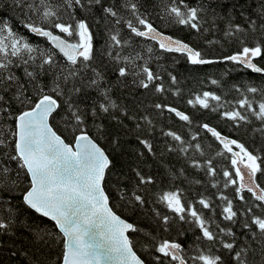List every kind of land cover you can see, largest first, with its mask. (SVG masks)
Returning a JSON list of instances; mask_svg holds the SVG:
<instances>
[{
  "label": "snow or ice",
  "instance_id": "6c2138e0",
  "mask_svg": "<svg viewBox=\"0 0 264 264\" xmlns=\"http://www.w3.org/2000/svg\"><path fill=\"white\" fill-rule=\"evenodd\" d=\"M254 2L0 0V253L9 254L8 264H264V86L234 85L238 95L231 100L209 90L186 100L193 109L217 113L234 131L258 137L259 148L250 149L199 123L196 127L218 144L211 157V145L200 132L185 138L172 128H158L154 119L168 113L191 129L192 116L170 103L141 98L182 96L173 72L163 64L151 67L162 59L160 53L178 54L192 66L231 63L264 76V0L250 10ZM157 7L161 24L199 36L220 30L223 23L224 36L237 40L238 50L207 57L160 30L150 18ZM237 17L242 23L235 22ZM100 27L98 50L94 28ZM208 83L220 86L217 79ZM57 120L70 142L57 131ZM157 131L164 138L159 154ZM133 132L139 163L131 169V187L119 179L115 185L130 211L149 204L147 194L157 178L144 168L152 167L149 160L162 163L165 153L203 172L217 190L215 199L203 193L188 199L174 182H204L189 180L184 167L168 168L172 183L152 193V202L171 215L150 209L155 233L118 215L105 180L116 170L124 175L121 157ZM217 157L228 166L218 170ZM17 198L19 207L13 204ZM181 224L198 230L192 244L181 239L184 229L165 235ZM129 233H141L144 243L137 245ZM137 246L151 259L139 255Z\"/></svg>",
  "mask_w": 264,
  "mask_h": 264
},
{
  "label": "trees",
  "instance_id": "16d2710c",
  "mask_svg": "<svg viewBox=\"0 0 264 264\" xmlns=\"http://www.w3.org/2000/svg\"><path fill=\"white\" fill-rule=\"evenodd\" d=\"M190 2L194 3V0H190ZM220 2L222 3L223 0H220ZM157 3H159V0H157ZM258 4L259 0H255V2L250 6V10H255V8L258 7ZM150 11L153 10L150 9ZM158 11L159 8L157 7L155 11H153V15L150 18L152 19L154 24L160 27V30L164 31L168 35H172L176 38L185 40V42H188L193 47L200 49L209 58H220L223 56H227L235 52L239 48V43L237 40L226 38L224 36L223 23H220V30L208 32L203 36H199L180 26H166L164 24H161V21L155 14ZM12 15L15 14L13 13ZM235 22L242 23V20L240 17H237ZM94 31L96 32V48L99 50L103 45V27L94 28ZM32 39L34 42H39L42 46H47L46 42L43 40H39V38L33 37ZM208 40H218L220 41V43L209 45L207 43ZM249 42H251V37H249ZM160 55L162 56V59L159 61L153 60L151 67H153V69H158V65L163 64L168 71L173 72V74H175L180 81L179 87L182 89V96L178 98L172 96L170 93L164 96H152L145 94L141 98L146 99L149 104L152 102H162L166 104L170 103L192 116L194 124L192 128L189 129L188 126L183 124V122L179 121L174 116H170L168 113H165L163 117H157L154 115V119L156 120L158 128L161 126L165 128H172L179 132L181 135L185 136V138L189 137L190 132H200V136L204 144L211 145V147L207 149L209 157L215 155L218 144L209 134L204 133L201 129L196 127V125L202 122L209 123L213 127H216L224 135L241 140L250 149L259 148L258 137L252 136L244 129L234 131L230 125V122L221 120L217 113L193 109L187 105L186 100L193 93L202 90L214 91L217 94L224 96L225 99L231 100L238 95L233 90L234 85L243 86L248 83H253L258 87L264 86V76L250 73L246 70L238 68L236 65H233L231 63L192 66L187 64L186 60L178 54L160 53ZM261 65L264 66V61H261ZM162 74H164L165 81L167 82L168 78L166 73ZM210 79H217L220 82V86L209 84L208 81ZM120 94L121 93L119 92L115 93L116 96H119ZM54 123L56 124L57 131L70 142L71 138L69 134L63 130V125L60 123V121L57 120ZM155 135L157 138V152L159 154V152L163 149L164 138L159 136L158 131ZM126 139L127 143L124 147V155L121 157V162L126 165L123 168L124 175L122 177L119 176V170H116L107 175L105 180L106 191L109 193L111 198V206L113 207L114 211L123 219L136 224L140 228L155 233L156 225L150 219L152 215L150 209L152 207H155L161 212L171 215L170 213H167V210L162 205L154 204L152 202V193L159 192L161 189L167 190L170 186V183H172L169 180L167 171L168 168L179 169L180 167H184L189 180L200 179L204 182L201 185L189 184L186 180L183 179L174 182L176 186H179L185 190V195L188 199H195L198 193H203L206 196H212L213 199H215L213 193H215L217 190L210 187V185L208 184V178L204 175L203 172H198L195 169L190 168L185 163L182 157H178L173 153H165L162 163L159 160H149V163L152 164V167L148 168L145 166L144 168L146 172H150L157 178V183L153 186H150V192L147 194L149 204L146 205L145 209H139L135 212L130 211L125 206L124 202L118 198L115 187L118 179L121 185H127L128 187H131V180L133 177L131 169L139 163L135 155V149L138 147L135 141V133H130ZM100 144L105 148H108L109 154H111V149L108 147L106 141L101 140ZM214 163L217 164L218 170L220 167L228 166V161L219 157L215 159ZM218 179L222 180L223 178L222 176H219ZM23 186H26V182ZM228 193L231 194V189L228 190ZM17 196H19V193H17ZM13 204L19 207L21 205V201L19 200V198H17L13 202ZM257 214L260 213L257 212ZM45 222L48 223L49 226H51V222ZM179 229L186 230L185 236L181 237V239L183 241H186L187 244H192L195 239V235L199 234L198 230H189V225L181 224L178 228H173L170 233L165 235H169L170 237L175 236L176 232ZM129 235L133 238L134 241L137 242V245H142L144 243V239L141 233H129ZM136 251L139 255L146 256L149 260L151 259L150 256H147V253L144 252L142 247L137 246ZM8 255L9 254L7 252L0 253V264H8ZM16 264H19V261H17Z\"/></svg>",
  "mask_w": 264,
  "mask_h": 264
}]
</instances>
